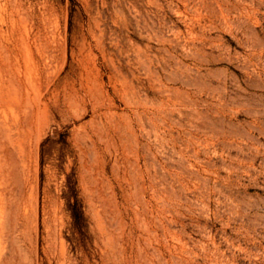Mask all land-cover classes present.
Here are the masks:
<instances>
[{
    "label": "rangeland",
    "instance_id": "obj_1",
    "mask_svg": "<svg viewBox=\"0 0 264 264\" xmlns=\"http://www.w3.org/2000/svg\"><path fill=\"white\" fill-rule=\"evenodd\" d=\"M0 264H264V0H0Z\"/></svg>",
    "mask_w": 264,
    "mask_h": 264
}]
</instances>
